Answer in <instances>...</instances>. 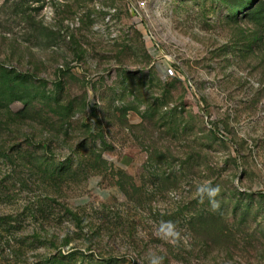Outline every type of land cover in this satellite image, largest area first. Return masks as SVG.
Returning a JSON list of instances; mask_svg holds the SVG:
<instances>
[{
	"label": "rangeland",
	"instance_id": "rangeland-1",
	"mask_svg": "<svg viewBox=\"0 0 264 264\" xmlns=\"http://www.w3.org/2000/svg\"><path fill=\"white\" fill-rule=\"evenodd\" d=\"M0 264H264V0H0Z\"/></svg>",
	"mask_w": 264,
	"mask_h": 264
},
{
	"label": "built area",
	"instance_id": "built-area-1",
	"mask_svg": "<svg viewBox=\"0 0 264 264\" xmlns=\"http://www.w3.org/2000/svg\"><path fill=\"white\" fill-rule=\"evenodd\" d=\"M135 10L144 11L151 6L155 5L158 0H129ZM168 71L171 72L170 69Z\"/></svg>",
	"mask_w": 264,
	"mask_h": 264
}]
</instances>
